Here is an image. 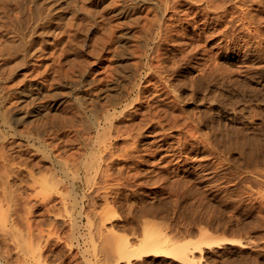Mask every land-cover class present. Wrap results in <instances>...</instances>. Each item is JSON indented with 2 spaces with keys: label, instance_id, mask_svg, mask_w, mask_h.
<instances>
[{
  "label": "rangeland",
  "instance_id": "obj_1",
  "mask_svg": "<svg viewBox=\"0 0 264 264\" xmlns=\"http://www.w3.org/2000/svg\"><path fill=\"white\" fill-rule=\"evenodd\" d=\"M0 3V264H264V0Z\"/></svg>",
  "mask_w": 264,
  "mask_h": 264
},
{
  "label": "bare ground",
  "instance_id": "obj_2",
  "mask_svg": "<svg viewBox=\"0 0 264 264\" xmlns=\"http://www.w3.org/2000/svg\"><path fill=\"white\" fill-rule=\"evenodd\" d=\"M1 1H2V0H1ZM10 1H11V0H10ZM13 1H15V0H13ZM68 1H69V0H68ZM72 1H73V0H72ZM81 1H82V0H81ZM84 1H85V0H84ZM87 1H88V0H87ZM92 1H93V0H92ZM3 2H4V1H3ZM3 2H2V4H3ZM7 2H8V1H6V3H7ZM21 2H22V0H20V3H21ZM78 2H79V1H78ZM97 2H98V1H97ZM97 2H96V3H97ZM17 3H18V0H17ZM35 3H36V2H35ZM70 3H71V0H70ZM72 3H73V2H72ZM80 3H81V2H80ZM82 3H83V2H82ZM82 3H81V4H82ZM84 3H85V2H84ZM84 3H83V4H84ZM86 3H87V2H86ZM0 4H1V3H0ZM8 4L10 5L11 3L9 2ZM8 4H7V5H8ZM21 4H22V3H21ZM73 4H74V3H73ZM88 4H90V3L88 2ZM12 5H13V4H12ZM16 5H18V4H16ZM34 5H35V4H34ZM38 5H39V4H38ZM38 5L36 4L35 6H38ZM2 6L4 7L5 5H2ZM40 6H42V3H41ZM44 6H45V5H44ZM44 6H42V7H43V8L47 7V6H45V7H44ZM70 6H71V5H70ZM79 6H80V5H79ZM11 7H12V6H11ZM11 7H10V8H11ZM14 7H15V6H14ZM16 7L19 9V7H21V5H20L19 7H18V6H16ZM38 7H39V6H38ZM38 7H37V8H38ZM67 7H68V6H67ZM84 7H86V6H84ZM0 8H1V7H0ZM10 8H9V9H10ZM34 8H35V7H34ZM43 8H42V9H43ZM77 8H78V7H77ZM79 8H80V7H79ZM81 8H82V5H81ZM81 8H80V9H81ZM18 9H16V10L18 11ZM72 9H73V7H72ZM0 10H2V9H0ZM14 10H15V9H14ZM34 10H37V9L35 8ZM39 10H40V9H39ZM39 10H38V11H39ZM53 10H54V9H53ZM53 10H52V11H53ZM57 10H58V9H57ZM81 10L84 11V8L81 9ZM2 11H3V10H2ZM20 11H21V9H20ZM20 11H18V12H20ZM44 11H45V9H44ZM46 11H48V10H46ZM46 11H45V12H46ZM54 11H55V10H54ZM3 12H4V11H3ZM3 12H0V14L2 13V15H3ZM32 12H33V10H32ZM34 12H35V11H34ZM41 12H43V11H41ZM45 12H43V13H45ZM75 12H76V11H75ZM30 13H31V12H30ZM50 13H51V12H50ZM54 13H55V12H53V14H54ZM56 13H57V11H56ZM4 14H5V13H4ZM11 14H12V13H10V15H11ZM17 14H18V13H17ZM36 14H37V13L35 12V15H36ZM39 14H41V13H39ZM47 14H48V12H47ZM14 15H15V14H13L12 16H14ZM21 15H22V12H21ZM33 15H34V14H33ZM45 15H46V13H45ZM56 15H57V14H56ZM56 15H55V17H57ZM0 16H1V15H0ZM6 16H9V15L7 14ZM12 16L9 17V18H12ZM15 16L17 17L18 15H15ZM23 16H24V15H23ZM42 16H43V15H42ZM47 16H48V15H47ZM49 16H50V15H49ZM59 16H60V15H59ZM16 17H13V18H16ZM18 17H19V16H18ZM18 17H17V18H18ZM43 17H44V16H43ZM55 17H54V20L57 19V18H55ZM60 17H61V16H60ZM0 18H1V17H0ZM7 18H8V17H7ZM22 18H23V17H22ZM33 18H34V16H33ZM36 18H37V17H36ZM36 18H35V20H38V19H36ZM51 18H52V17H51ZM30 19H31V18H30ZM45 19L47 20L48 18L45 17ZM52 19H53V18H52ZM5 20H6V17H5ZM7 20H8V19H7ZM14 20H15V19H14ZM18 20H19V19H18ZM18 20H17V21H18ZM43 20H44V18H43ZM43 20H42V18H41L40 21H43ZM46 20H45V21H46ZM48 20H50V19H48ZM48 20H47V21H48ZM57 20H59V19H57ZM15 21H16V20H15ZM17 21H16V22H17ZM40 21H39V22H40ZM50 21H51V20H50ZM50 21H48V22H50ZM62 21H63V20H62ZM62 21H61V22H62ZM64 21H65V20H64ZM3 22H4V21H3ZM5 22H6V21H5ZM5 22H4V23H5ZM7 22H9V21H7ZM10 22H11V21H10ZM12 22H13V21H12ZM20 22H21V21H20ZM23 22H24V21H23ZM18 23H19V22H18ZM55 23H56V22H55ZM6 24H7V23H6ZM6 24H4V26H6ZM8 24H9V23H8ZM43 24H44V23H43ZM56 24H57V23H56ZM10 25H11V24H10ZM19 25H20V24H19ZM19 25H18V26H19ZM45 25H46V22H45ZM45 25H44V26H45ZM49 25H50V24H49ZM52 25H53V24H52ZM15 26H16V25H14V27H15ZM23 26H25V24H24ZM30 26H31V28L34 27L32 24H31ZM44 26H43V27H44ZM12 27H13V25H12ZM41 27H42V26H41ZM29 28H30V27H29ZM18 29H19V27H18ZM18 29L16 28L15 30H18ZM34 29H36V31L38 30L37 27L34 28ZM40 29H42V28H40ZM44 29H45V28H44ZM46 29H47V28H46ZM22 30H23V29H22ZM24 30H25V28H24ZM42 30H43V29H42ZM49 30H50V29H49ZM19 31H20V29H19ZM19 31H17V33H18ZM28 31L30 32L31 30L29 29ZM40 31H41V30H40ZM47 31H48V30H47ZM12 32H14V31H11L10 33H12ZM42 32H43V31H42ZM14 33H15V32H14ZM23 33L25 34V32H23ZM30 33H31V32H30ZM34 33H35V32H34ZM34 33H33V34H34ZM37 33H38V32H37ZM45 33H46V31H45ZM19 34H20V32H19ZM27 34H28V33H26V35H27ZM33 34H32V35H33ZM40 34H41V32H40ZM43 34H44V33H43ZM14 35H15V34H13V36H14ZM17 35H18V34H17ZM28 35H29V34H28ZM41 35H42V34H41ZM34 36H35V34H34ZM39 36H40V35H39ZM6 37H7V36H6ZM22 37H23V36H22ZM7 38H8V37H7ZM7 38H6V39H7ZM19 38H20V37H19ZM25 38H26V36H25ZM29 38H30V37L28 36L27 39H29ZM32 38H33V37H32ZM41 38H44V37L41 36ZM8 39H9V38H8ZM8 39H7V41H8ZM10 39H11V41H12L13 38H10ZM15 39L17 40V39H18V36L15 37ZM35 39H36V38H35ZM37 40H38V38H37ZM3 41L6 42L5 39H4ZM19 41H21V40H19ZM30 41H32V43H34L32 39H31ZM14 42H15V41H14ZM3 43H4V42H2V44H3ZM9 43H10V45H8L7 42H6L5 45H8V46H9V47H8V48H9L8 50H9V52L11 53V50H12L13 48H16V49H17V47L15 46V43H16V42L14 43V45L12 44L14 47L11 46V42H9ZM22 43H23V42H22ZM22 43L19 42L20 45H21ZM28 43H29V42H28ZM41 43H42V41H41ZM43 43H44V42H43ZM17 44H18V43H17ZM20 45H19V46H20ZM22 45H23V44H22ZM27 45H28V44H27ZM35 45H36V44H35ZM37 45H38V44H37ZM10 46H11V47H10ZM3 47H4V45H3ZM22 47H23V46H22ZM29 47H30V45L28 46V48H29ZM34 47H35V46H34ZM38 47H39V46H38ZM6 48H7V47H6ZM10 48H11V50H10ZM20 48H21V46H20ZM20 48L17 50V52L20 50ZM35 48L38 49L37 47H35ZM35 48H34V49H35ZM3 49H5V48H3ZM3 49H2V50H3ZM16 49H15V51H16ZM22 49H23V48H22ZM26 49H27V48H26ZM30 49H31V48H30ZM32 49H33V48H32ZM13 50H14V49H13ZM13 50H12V54H13V52H14ZM3 51H4V50H3ZM26 51H28V50H26ZM5 52H7L6 49H5ZM19 52H20V51H19ZM32 52H33V51H32ZM32 52H31V50H30V52H28V53H29V54L31 53L30 55L33 56V55H32ZM3 53H4V52H3ZM22 53H24V52H22ZM5 54H7V56H8V53H5ZM5 54H4V57H5ZM33 54H34V53H33ZM9 55H10V54H9ZM20 55H21V54H19V57H20ZM27 55H28V54H27ZM31 56H30V57H31ZM9 57H10V56H9ZM21 57L23 58V55H21ZM8 60H9V59H8ZM17 61H18V60H17ZM17 61H16V63H17ZM20 62H22V61H20ZM14 63H15V62H14ZM16 63H15V64H16ZM12 64H13V63H12ZM17 64H18V63H17ZM17 64H16V66H18ZM20 64H22V63H20ZM14 66H15V65H14ZM67 77H68V76H67ZM67 77H66V78H67ZM65 82H66V81H65ZM73 82H74V81H73ZM68 83H69V82H68ZM68 83H66V84H68ZM70 83H72V81H71ZM70 83H69V84H70ZM64 84H65V83H64ZM66 84H65V85H66ZM69 84H68L67 86H69ZM74 84H76V83H72V84H70V85L73 86ZM56 88H58V87H56ZM56 88H55V89H56ZM72 88H73V87H72ZM55 89H54V90H55ZM70 89H71V88H70ZM48 93H50V92H48ZM48 93H47V94H48ZM51 94H52V95H53V94H54V95H58V94H56V93H52V92H51ZM61 94H62V93H61ZM107 94H108V93H107ZM49 95H50V94H49ZM59 95H60V94H59ZM44 96H45V95H44ZM60 96H62V95H60ZM104 96H105V95H104ZM46 97H49V96L46 95ZM50 97H51V96H50ZM50 97H49V98H50ZM54 97H55V96H53V98H54ZM56 97H59V96H56ZM98 97H101V96L99 95ZM105 97H106V96H105ZM21 99H22V98H21ZM47 99H48V98H47ZM51 99H52V98H51ZM58 99H59V98H58ZM58 99H57V100H58ZM55 100H56V99H55ZM61 100H62V99H61ZM61 100H60V102H61ZM48 101H49V100H48ZM50 101H52V100H50ZM63 101H64V100H63ZM43 103H44V102H43ZM52 103H53V102H52ZM40 104H41V103H40ZM56 104H57V103H56ZM60 104H61V103H60ZM41 105H42V104H41ZM45 105H46V104H45ZM47 105H48V104H47ZM47 105H46V106H47ZM36 106H37V105H36ZM51 106H52V105H51ZM60 106H61V105H60ZM38 107H39V106H38ZM43 107H44V106H43ZM48 107H49V106H48ZM56 107H57V106H56ZM102 107H103V106H102ZM104 107H105V106H104ZM40 108H41V107H40ZM45 108H46V107H45ZM52 108H54V107H52ZM38 109H39V108H38ZM43 109H44V108H43ZM50 109H51V108H49L48 110H50ZM57 109H59V108H57ZM57 109H56V110H57ZM107 109H108V108H107ZM24 110H26V109H24ZM33 110H34V108H33ZM39 110H40V109H39ZM45 110L47 111V109H45ZM102 110H103V109H102ZM105 110H106V109H105ZM19 111H20V110H19ZM31 111H32V110H31ZM34 111H36V110H34ZM46 111H44V114H43L44 116L46 115ZM24 112H25V111H24ZM24 112H23V114H24ZM37 112H41V110H40V111H36V113H37ZM102 112H103V111H102ZM21 113H22V112H21ZM25 113H26V112H25ZM32 113H33V111H32ZM47 113H48V112H47ZM52 113H53V111H52ZM18 114H20V113H18ZM34 114H35V113H34ZM107 114H108V113H107ZM111 114H112V113H111ZM111 114H110V115H111ZM25 115H27V113H26ZM30 115H31V114H30ZM17 116H18V115H17ZM33 116H34V115H33ZM41 116H42V115H41ZM41 116H40V117H41ZM113 116H114V115H113ZM21 117L23 118L22 115L20 116V119H21ZM28 117H29V116H28ZM40 117H39V118H40ZM42 117H43V116H42ZM45 117H46V119L48 118L47 116H45ZM16 118H17V117H16ZM29 118H30V117H29ZM29 118H28V119H29ZM32 118H33V117H32ZM32 118H30V119H32ZM37 118H38V117H37ZM37 118H35V120H31V121H36ZM39 118H38V119H39ZM109 118H111V117H109ZM18 119H19V118H18ZM24 119H25V118H24ZM26 119H27V118H26ZM33 119H34V118H33ZM38 119H37V120H38ZM15 120H17V119H15ZM27 121H28V120H27ZM27 121L25 120V122H27ZM31 121L29 120L28 122H31ZM42 121H43V120H42ZM16 123H17V122H16ZM22 123H23V122H22ZM49 125H50V124H49ZM49 125H47V126H49ZM51 125H52V124H51ZM111 125H112V124H111ZM48 129H50V128H48ZM48 129H47V130H48ZM53 130H55V129H51V131H53ZM55 131H56V130H55ZM49 132H50V131H49ZM56 133H57V131H56ZM46 134H48V132H47ZM51 134H53V133H51ZM51 134H50V135H51ZM51 136H54V135H51ZM55 136H56V135H55ZM105 136H106V135H105ZM49 137H50V136L48 135V138H49ZM61 137H62V136H61ZM61 137H60V138H61ZM46 138H47V137H46ZM55 138H56V137H55ZM55 138H54V139H55ZM56 139H58V138H56ZM62 139H63V138H62ZM68 139H69V138H68ZM68 139H67V140H68ZM78 139H79V138H78ZM64 140H66V139L64 138ZM64 140H63V141H64ZM67 140H66V142H67ZM74 140H75V139H74ZM76 140H77V139H76ZM81 140H83V139H80V143H81ZM51 141H52V139H51ZM69 141H70V140H69ZM48 142H49V141H48ZM57 142L59 143V142H61V140H60V141H57ZM86 142H87V141H86ZM86 142H85V143H86ZM52 143H53V142H52ZM52 143H51V144H52ZM62 143H64V142H62ZM60 144H61V143H60ZM82 144H83V142H82ZM49 145H50V144H49ZM53 145H55V148H54V150H55L57 146H56L55 143H54ZM63 145H64V144H63ZM44 146H45V145H44ZM58 146H59V145H58ZM51 147H54V146H51ZM59 147H60V146H59ZM60 148H61V147H60ZM65 148H66V147H65ZM63 149H64V148H63ZM80 149H81V148H80ZM64 150H65V149H64ZM64 150H63V151H64ZM58 151H59L60 153L62 152V150L60 151V149H59ZM65 151H66V150H65ZM17 152H18V151H17ZM24 152H25V151H23V153H24ZM27 152H28V150H27ZM49 152H50V151H49ZM53 152H54V151H53ZM59 152H58V153H59ZM25 153H26V152H25ZM63 153H65V152H63ZM12 154H13V153H12ZM61 154H62V153H61ZM63 155H64V154H63ZM79 155H80V154H79ZM16 156H17V155H16ZM59 157H60V156H59ZM9 158H10V157H9ZM61 159H62V158H61ZM8 160H9V159H8ZM12 160H13V159H12ZM62 160H63V159H62ZM66 160H67V158H66ZM68 160H69V159H68ZM83 160H84V159H83ZM97 160H99V159H97ZM36 161L39 162L38 160H36ZM86 161H87V160H86ZM37 162H36V164H35V162H34V164L38 166L39 164H37ZM54 162H55V161H54ZM67 162H68V161H67ZM87 162H89V161H87ZM97 162H98V161H97ZM70 163H71V162H69V164H70ZM72 163H73V162H72ZM74 164H75V162H74ZM83 164H84V163H83ZM85 164H88V163H85ZM51 165H52V163H51ZM79 166H80V165H79ZM85 166H86V165H85ZM59 167H60V165H59ZM69 167H71V166L69 165ZM75 167H77V165H76ZM80 167H81V166H80ZM72 168H73V167H72ZM95 168H96V167H95ZM98 168H99V167H97V169H98ZM74 169H75V168H73L72 172L74 171ZM89 169H90V168H88V170H89ZM93 169H94V168H93ZM75 170H76V169H75ZM61 171H62V170H61ZM83 171H84V170H83ZM19 172H20V171H19ZM19 172H18V173H19ZM87 172H89V171H87ZM90 172H92V171H90ZM105 172H106V171H105ZM122 172H123V171H122ZM76 173H77V172H76ZM16 174H17V173H16ZM79 174H81V173H78V175H79ZM84 174H85V173H84ZM97 174H98V173H97ZM19 175H20V174H19ZM52 175H53V174H51V176H52ZM86 175H87V174H86ZM51 176H50L51 179L54 178V176H53V177H51ZM89 176H90V175H89ZM94 176H96V174H95ZM17 177H18V175H17ZM77 177H78V176H77ZM79 177H80V176H79ZM85 177H86V176H84V179H85ZM104 177H106V175H104ZM55 178H56V176H55ZM91 179H92V178H91ZM91 179H90V180H91ZM33 180H34V179H33ZM86 180H89V179L87 178ZM93 180H94V179H93ZM55 182L57 183V181H55ZM73 182H74V181H73ZM78 182H79V181H78ZM81 182H82V181H81ZM81 182H80V183H81ZM84 182H85V181H84ZM87 182H88V181H87ZM87 182H85V183H87ZM52 183H53V182H52ZM52 183H51V184H52ZM89 183H90V182H89ZM96 183H99V182H96ZM53 184H54V183H53ZM94 184H95V183H94ZM56 185H57V184H56ZM76 185H77V184H76ZM81 185H82V184H81ZM86 185H87V184H86ZM84 186H85V185H84ZM88 187H89V186H88ZM73 188H74V186H73ZM99 188H100V187H99ZM99 188H97V189H99ZM97 189H95V191H96ZM85 190H86V189H85ZM90 190H91V189H90ZM98 191H99V190H98ZM98 191H96V192H98ZM47 192H48V191H47ZM84 193H85V191H84ZM89 194H90V193H89ZM89 194H87V195H89ZM63 195H64V194H63ZM87 195H86V196H87ZM91 195H92V197H93V194H90V196H91ZM82 197H83V196H82ZM82 197H81V198H82ZM46 199H47V198H46ZM49 199H50V198H49ZM51 200H52V199H51ZM82 200H83V199H82ZM85 200H86V199H85ZM94 200H95V199H94ZM83 201H84V200H83ZM89 201H91V200H89ZM89 201H88V202H89ZM92 201H93V200H92ZM86 202H87V201H86ZM90 203H91V202H90ZM92 203H93V202H92ZM92 203L89 204V205H92ZM94 203H95V202H94ZM46 204H47V203H46ZM55 205H56V204H55ZM51 206H52V205H51ZM51 206H50V207L48 206V208H51ZM56 206H57V205H56ZM52 207H54V206H52ZM81 207H82V206H80V208H81ZM87 207H88V206H87ZM45 208H46V207H45ZM84 208H86V207L84 206ZM51 209H53V208H51ZM81 209H82V208H81ZM46 210H47V209H46ZM85 210H86V209H85ZM89 210H90V209H89ZM47 211H48V210H47ZM53 211H55V210H53ZM91 211H92V210H91ZM88 212H89V211H88ZM94 212H95V211H94ZM94 212H93V213H94ZM91 213H92V212H91ZM93 213H92V214H93ZM86 214H87V212H86ZM88 214H89V213H88ZM88 214H87V215H88ZM82 215H83V214H82ZM90 215H91V214H90ZM93 215H95V214H93ZM21 216H22V215H21ZM22 217H23V216H22ZM90 217H91V216H89V218H90ZM83 218H84V217H83ZM77 219H79V218H77ZM91 219H92V218H91ZM80 220H81V219H80ZM80 220H79V221H80ZM82 220H83V219H82ZM92 220H93V219H92ZM72 222H73V221H72ZM76 223H77V222H76ZM87 223H88V222H87ZM22 228H23V227H22ZM22 228H21V229H22ZM78 228H79V227H78ZM80 228H81V227H80ZM21 229L18 228L17 230L20 231ZM29 230H30V229H29ZM23 231H24V230H23ZM32 231H35V230H32ZM32 231H31V233H33ZM76 231H77V230H76ZM21 232H22V231H21ZM21 232H20V233H21ZM24 233L26 234V232H24ZM31 233H30V236H31ZM22 235L24 236V234H22ZM25 236H26V235H25ZM32 236H33V234H32ZM39 236H40V235H39ZM40 237H41V236H40ZM21 238H23V237H21ZM25 238H26V237H24V239H25ZM31 238H32V237H31ZM34 238H35V237H34ZM41 238H42V237H41ZM41 238H39V240H38L39 242H40V239H41ZM47 239H48V238H47ZM47 239H46V240H47ZM33 240H34V239H33ZM33 240H32V241H33ZM145 240H146V239H145ZM34 241H35V240H34ZM34 241H33L32 243H34ZM20 242H21V241H20ZM30 242H31V240H30ZM39 242H38V243H39ZM43 242H44V241H43ZM49 242H50V241H49ZM49 242H48V243H49ZM25 243H26V241H25ZM46 243H47V241H46ZM46 243H45V242L42 243V244H44V245H42V246H45ZM155 243H157V241L154 240V238H153V239L150 238L148 241H146V244H145V245H148V246L150 245V247H151V246H153ZM26 244H27V243H26ZM36 244H37V243H36ZM158 244H159V243H158ZM206 244H207V245H212V243H206ZM19 245H20V244H19ZM48 245H49V244H48ZM48 245H47V246H48ZM125 245H126V244H125ZM125 245H124V246H125ZM40 246H41V245H40ZM119 246H120V245H119ZM124 246H123V247H124ZM24 247H25V246L23 245L22 248H24ZM33 247H34V245H33ZM48 247H49V246H48ZM48 247H47V248H48ZM121 247H122V243H121ZM123 247H122V251H121V253H122V255H126L128 249L126 250V247H124V248H123ZM27 248H28V247L26 246V249H27ZM44 248H46V247H44ZM119 248H120V247H119ZM147 248H148V247H147ZM154 248H155V247H154ZM197 248H199V249L202 250L201 246H198ZM24 249H25V248H24ZM42 249H43V248H42ZM117 249H118V248H117ZM18 250H19V249H18ZM33 250H34V249H33ZM44 250H45V249H44ZM46 250H48V249H46ZM155 250H156V249H154V251H155ZM22 251H23V250H22ZM29 251H30V250H29ZM38 251H39V250H38ZM50 251H51V250H50ZM128 251H129V250H128ZM171 251H172L173 254H175V255L178 256V257H182V258H183V257L186 256L185 251H182L180 248H177V247H176V248L172 249ZM46 252H47V251H46ZM52 252H53V251H52ZM119 252H120V251H119ZM21 253H22V252H21ZM21 253H20V254H21ZM23 253H26V252L23 251ZM39 253H40V251H39ZM44 254H45V252H44ZM50 254H51V253H50ZM54 254H55V253H54ZM54 254H53V255H54ZM57 254H58V253L56 252V255H57ZM18 255H19V254H18ZM37 255H38V254H37ZM56 255H55V256H56ZM47 256L50 257V255H48V254H47ZM18 257H20V256H18ZM37 257H38V256H37ZM53 257H54V256H53ZM24 258H25V257H24ZM42 258H43V256H42ZM47 258H48V257H47ZM51 258H52V257H51ZM56 258H57V257H56ZM17 259H18V258H17ZM21 259H22V258H21ZM54 259H55V258H54ZM23 260H24V259H23ZM37 260H38V259H37ZM42 261H43V260H42ZM18 262H21V261H18ZM40 262H41V261H40ZM21 263H22V262H21ZM23 264H25V261H24Z\"/></svg>",
  "mask_w": 264,
  "mask_h": 264
}]
</instances>
